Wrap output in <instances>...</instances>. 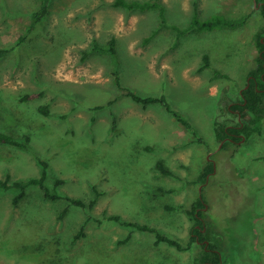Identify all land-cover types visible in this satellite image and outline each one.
<instances>
[{"label": "rangeland", "instance_id": "1", "mask_svg": "<svg viewBox=\"0 0 264 264\" xmlns=\"http://www.w3.org/2000/svg\"><path fill=\"white\" fill-rule=\"evenodd\" d=\"M159 1L167 25L181 29L194 11L201 20H247L235 30L180 36L161 28L149 39L158 27L155 10L52 0L29 32L39 0H0V49L7 50L0 55V131L30 137V151L47 164L45 185L62 197L48 200L29 187L14 207L17 191L0 190V264H193L200 245L156 244L154 234L106 217L148 225L184 248L193 225L187 212L200 196L223 264H264V120L260 135L224 147L213 134L215 119H236L220 112V103L236 99L255 68L254 34L264 19L254 0ZM111 37L115 56L91 50L94 39ZM203 55L212 69L200 70ZM213 70L229 80L212 81ZM38 91L42 97L27 103L16 99ZM130 93L163 96L192 129L161 104L142 106ZM42 105L49 115L39 112ZM157 161L174 177L162 175ZM207 161L213 172L199 184ZM40 171L31 153L0 143V180L38 178ZM94 189L101 195L91 209L64 199L88 204Z\"/></svg>", "mask_w": 264, "mask_h": 264}, {"label": "trees", "instance_id": "2", "mask_svg": "<svg viewBox=\"0 0 264 264\" xmlns=\"http://www.w3.org/2000/svg\"><path fill=\"white\" fill-rule=\"evenodd\" d=\"M52 0H39L38 7L29 13L30 25L28 31L36 30L37 26L41 23L43 18L48 14ZM255 5L259 10V13L264 19V0H254ZM258 2H261L258 4ZM112 6L125 9L127 11H138L144 12L149 10H155L158 14V27L149 37L152 38L161 28H170L176 31L178 36L184 35L189 31L202 32V31H213L217 29H231L235 30L244 26L247 16L239 19H229L222 15L213 16L211 18L201 20L198 17L196 11H194L191 17L190 24L187 28L181 29L176 26H168L165 18V8L159 0H148V1H128V0H114ZM148 39V40H149ZM254 43L258 50V55L255 58L256 66L254 69L250 70L247 74L244 86L236 94V99L232 102L224 98L220 103V112L223 114L230 113L236 119L234 121H229L226 118H217L213 121V134L218 143L222 141V147L226 146L229 142L237 143L241 141L243 137L244 140H248L253 134L260 135L262 133V121L264 120V21L260 30L254 34ZM93 52L106 54L108 56L116 55V39L111 37L105 43H100L96 39L92 41ZM6 49H0V55L6 53ZM204 65L200 68L212 69L209 57L203 55L202 57ZM115 78V83L117 87H120L118 82V77L113 73ZM227 79L229 76L224 73H220L213 70V76L211 80ZM43 93L41 91L24 93L18 95L16 99L19 102L27 103L33 99L42 97ZM130 98L142 106H147L149 104H161L165 110L170 113L181 125L185 128L191 130L190 124L178 113L172 110L166 99L161 97H140L135 94H129ZM225 97V96H224ZM39 112L43 115H49V106L42 105L39 107ZM236 134L237 136H232ZM241 135V136H238ZM230 138V139H228ZM0 143L8 146H12L18 150L31 153L37 162L41 166L40 176L38 178H31L28 180L20 181H10L8 175L5 176L3 180H0V190L15 189L17 193L12 199V206L17 207L19 203L25 198L27 194V189L29 187H38L43 194V197L48 200H58L62 197L45 185V179L47 175V164L42 161L36 154L30 151V137L28 135H23L21 137H13L7 135L0 131ZM147 150H151L150 147ZM156 169L164 176L174 177V173L167 169L161 161H157L155 165ZM213 172V165L211 162H206L202 170L200 171L197 181L199 184H204L206 182L207 176L211 175ZM62 184L61 180L55 182V187ZM96 197L85 204L80 199H73L65 197L64 199L68 201L71 205L91 209L96 200L101 195L100 192L94 189ZM204 207V198L202 196L198 197L195 203L191 206V209L187 212L190 218L193 220V225L191 226L189 233V240L186 247H182L176 240L170 239L162 235L155 228L144 224H137L127 221H121L116 215H110L106 217L109 221L119 222L123 226L133 227L139 231L149 232L154 234L155 243L165 242L170 246H174L178 250L188 249L193 244L200 245L199 252L193 258V264H223L224 260L219 251L218 240L213 236L212 230L206 226L205 220L202 219V208ZM65 214L64 212L60 215L61 217ZM82 230V229H81ZM79 231V236H83L82 231ZM209 262V263H208Z\"/></svg>", "mask_w": 264, "mask_h": 264}, {"label": "flooded vegetation", "instance_id": "3", "mask_svg": "<svg viewBox=\"0 0 264 264\" xmlns=\"http://www.w3.org/2000/svg\"><path fill=\"white\" fill-rule=\"evenodd\" d=\"M232 136H237L236 134H232ZM238 136H241V135H238ZM228 139H230V138H228ZM209 263V262H208Z\"/></svg>", "mask_w": 264, "mask_h": 264}, {"label": "water", "instance_id": "4", "mask_svg": "<svg viewBox=\"0 0 264 264\" xmlns=\"http://www.w3.org/2000/svg\"><path fill=\"white\" fill-rule=\"evenodd\" d=\"M254 3H255V1H254ZM241 140L243 141V140H244V138L242 137V138H241ZM223 142H224V141H223ZM223 142H222V143H223ZM222 143H221V144H222ZM200 189H201V187H200Z\"/></svg>", "mask_w": 264, "mask_h": 264}]
</instances>
